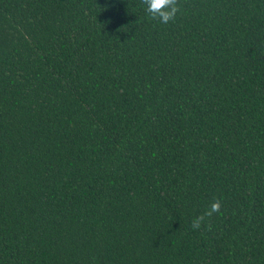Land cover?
I'll use <instances>...</instances> for the list:
<instances>
[{
    "label": "trees",
    "instance_id": "obj_1",
    "mask_svg": "<svg viewBox=\"0 0 264 264\" xmlns=\"http://www.w3.org/2000/svg\"><path fill=\"white\" fill-rule=\"evenodd\" d=\"M178 8L0 0V264H264V0Z\"/></svg>",
    "mask_w": 264,
    "mask_h": 264
},
{
    "label": "clouds",
    "instance_id": "obj_2",
    "mask_svg": "<svg viewBox=\"0 0 264 264\" xmlns=\"http://www.w3.org/2000/svg\"><path fill=\"white\" fill-rule=\"evenodd\" d=\"M142 3L149 16L162 24L173 21L179 11L178 0H142ZM220 209V199L213 197L205 210L191 220V227L194 230L200 229L214 214H219ZM210 228L211 224L209 223L208 229L210 230Z\"/></svg>",
    "mask_w": 264,
    "mask_h": 264
}]
</instances>
